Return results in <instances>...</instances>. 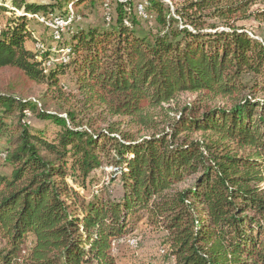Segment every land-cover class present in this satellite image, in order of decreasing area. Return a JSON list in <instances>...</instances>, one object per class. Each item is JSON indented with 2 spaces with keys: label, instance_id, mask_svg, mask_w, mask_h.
Returning a JSON list of instances; mask_svg holds the SVG:
<instances>
[{
  "label": "trees",
  "instance_id": "16d2710c",
  "mask_svg": "<svg viewBox=\"0 0 264 264\" xmlns=\"http://www.w3.org/2000/svg\"><path fill=\"white\" fill-rule=\"evenodd\" d=\"M95 2L26 4L0 26V70L47 86L37 100L0 90V264H118L112 243L140 222L164 234L171 264H264V42L240 24L264 22V0H183L172 14L115 0L108 24L73 19L26 47L36 12Z\"/></svg>",
  "mask_w": 264,
  "mask_h": 264
},
{
  "label": "rangeland",
  "instance_id": "374dc122",
  "mask_svg": "<svg viewBox=\"0 0 264 264\" xmlns=\"http://www.w3.org/2000/svg\"><path fill=\"white\" fill-rule=\"evenodd\" d=\"M164 1L170 8V13L172 14L173 9L176 5L183 2V0H162ZM56 0H0V5L4 7L6 10H2L0 12V26H3L11 17H15L17 15L23 14L25 12L26 4H49L53 5ZM17 3V4H16ZM132 9H135V5L138 4H146V0H131ZM20 5V6H19ZM136 6V7H137ZM66 9V11H65ZM72 10L75 25L78 27H85L87 24H108L107 22L111 19V17H115V0H106L95 2L92 6L89 4L80 5L77 7H73L72 4H68L66 8L56 7L55 13H66ZM64 13V14H65ZM40 17L43 16L44 19L42 21L38 20V18H29L27 22L28 29L33 32V37H35V42L26 41L25 45L31 50L43 49L46 48V45L50 42V35H52V28L47 23L49 20L54 19L57 15L53 13L44 14L43 12H36ZM39 17V18H40ZM146 16H143L145 18ZM149 18V17H148ZM240 24L244 25L246 30L250 33L255 34L258 40L264 42V22H257L256 20L249 19ZM142 26L145 29H154L156 27V23L154 20V15H150L148 21L143 22ZM45 45V46H44ZM51 59H61L65 57V52H61L57 48H52ZM61 82H67L65 84L66 88L63 91L65 93H73L70 83L68 82V76L63 75L59 76ZM0 90L13 93L16 96H26L31 97L32 99L37 100L42 97V95L47 91V86L38 85L29 81H26L18 72L12 69H1L0 70ZM47 97L56 95L54 90H48ZM53 91V92H52ZM192 96L188 95L187 99H191ZM48 100V99H47ZM53 102H50L49 107L52 108ZM25 112V111H24ZM29 123L34 125L42 124L41 120H38L35 117H31L29 114L26 115L25 118ZM116 121H127L126 117H115L113 118ZM6 123H10L11 120L9 118L5 119ZM103 126V125H102ZM101 126V127H102ZM51 129L54 128L53 125H50ZM124 128H130L134 130L132 125L126 126L123 125ZM49 128V130H51ZM5 144V136H0V147ZM3 155H0V174L9 173L10 168L4 164L2 159ZM108 168H103V172L100 173L101 183L103 185H108L111 190L112 195L119 196L120 195V187L114 182L110 181V173H108ZM109 177V182L106 184L105 179ZM69 183H71V179H67ZM77 191L81 194L82 189L76 188ZM164 234L154 228L148 227L145 222H140L138 226L134 229L132 233L123 238L112 243V252L116 258L118 264H171V259L167 258V247L164 244ZM131 241V242H130ZM131 243V244H130Z\"/></svg>",
  "mask_w": 264,
  "mask_h": 264
},
{
  "label": "bare ground",
  "instance_id": "6f19581e",
  "mask_svg": "<svg viewBox=\"0 0 264 264\" xmlns=\"http://www.w3.org/2000/svg\"><path fill=\"white\" fill-rule=\"evenodd\" d=\"M137 10L139 13H143V7L142 5L137 7ZM74 19V16L70 13H68L67 15L64 16H59L57 15V17H54V19L49 20V24H64L65 26L72 22V20ZM64 26V28H65ZM64 28H53V35L54 37L58 38L59 37V33L62 32L64 30ZM131 242V241H130Z\"/></svg>",
  "mask_w": 264,
  "mask_h": 264
},
{
  "label": "built area",
  "instance_id": "2783aa9c",
  "mask_svg": "<svg viewBox=\"0 0 264 264\" xmlns=\"http://www.w3.org/2000/svg\"><path fill=\"white\" fill-rule=\"evenodd\" d=\"M141 4H138V6H140ZM49 26H51V28H64V24H57V23H55V24H49ZM131 244V243H130Z\"/></svg>",
  "mask_w": 264,
  "mask_h": 264
}]
</instances>
